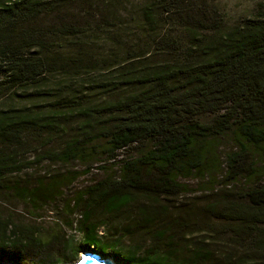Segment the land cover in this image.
Masks as SVG:
<instances>
[{"label": "trees", "instance_id": "16d2710c", "mask_svg": "<svg viewBox=\"0 0 264 264\" xmlns=\"http://www.w3.org/2000/svg\"><path fill=\"white\" fill-rule=\"evenodd\" d=\"M121 1L0 0V189L24 152L58 164L7 190L74 233L0 211V248L24 264L91 246L116 264H264V11L230 24L210 0H142L151 41L112 33L99 61L81 36L117 27ZM163 19L187 40L156 34Z\"/></svg>", "mask_w": 264, "mask_h": 264}, {"label": "rangeland", "instance_id": "374dc122", "mask_svg": "<svg viewBox=\"0 0 264 264\" xmlns=\"http://www.w3.org/2000/svg\"><path fill=\"white\" fill-rule=\"evenodd\" d=\"M213 5L217 7V9L224 15L225 20L228 23H233L241 18L253 17L264 11V0H210ZM142 4V0H122L120 3H116L115 6V14L117 27L110 26H101L98 22L94 23L95 25L90 26L81 36L82 47H84L89 54L95 57L97 60L101 61L103 58H107L111 56L114 52L112 48V44L110 43V38L112 33L118 35L117 38L122 43H128L133 46L144 47V42L150 40L152 38L147 37V33L145 29L138 23L140 18L139 10ZM162 22L159 24L156 29V34L159 36L164 34H169L172 37H177L178 39H182V41L187 40V35L183 33L182 30H179L176 26H172L170 22L166 19L161 20ZM116 28V29H115ZM116 30V31H114ZM66 44L67 50H77L76 46ZM148 48V47H146ZM101 69L100 66H98ZM48 83L50 86L60 85L64 83L66 80L61 77L59 74H55L50 76L48 79ZM46 149V148H45ZM36 152L33 150L29 153L24 152L19 160L21 161V171L16 176L11 175L8 177V181L5 182L4 188L0 189V211L2 212L3 217L11 216L14 219V222L20 224L22 226H36L39 227L45 232L44 236L48 235L49 231H57L60 230L63 232L64 236L74 235L73 231L65 230L61 227V224L64 223V214L63 212H58L51 207H44L33 210L29 203L21 201L15 197H12L7 188L9 185L15 183V181H20L21 183H31L34 182L38 176L42 175L49 169H57L60 166L50 165L46 160L40 161L36 159ZM123 155L120 154L118 158H121ZM64 169H80V166L77 163H72L67 166H63ZM92 174H96V171H93ZM88 177H82L75 184V188L81 184H84L88 180ZM198 181L192 180L189 182V185L196 189ZM220 187V186H219ZM63 219V221H62ZM56 221L60 223V225H56ZM48 232V233H46ZM46 233V234H45ZM75 241L77 243H82V239L80 235H75ZM58 244V243H57ZM57 244H53L52 246L57 247ZM83 252H93L100 254L95 250V248L83 249L81 252H78L76 256L71 255L69 253H65L62 260L59 261L58 264H73L77 262L81 254ZM101 255V254H100ZM104 257L103 255H101ZM20 259V256L16 257L14 250L10 247L0 248V264H24L23 261H17ZM110 260V259H109ZM39 261H29L25 264H39Z\"/></svg>", "mask_w": 264, "mask_h": 264}, {"label": "water", "instance_id": "95a60500", "mask_svg": "<svg viewBox=\"0 0 264 264\" xmlns=\"http://www.w3.org/2000/svg\"><path fill=\"white\" fill-rule=\"evenodd\" d=\"M104 259H110V258L102 257L100 254L93 252H83L81 254L80 259L73 264H81V261H83V264H108ZM110 260L113 261L112 259Z\"/></svg>", "mask_w": 264, "mask_h": 264}, {"label": "bare ground", "instance_id": "6f19581e", "mask_svg": "<svg viewBox=\"0 0 264 264\" xmlns=\"http://www.w3.org/2000/svg\"><path fill=\"white\" fill-rule=\"evenodd\" d=\"M108 264H115L113 261L109 260V259H104Z\"/></svg>", "mask_w": 264, "mask_h": 264}, {"label": "snow or ice", "instance_id": "6c2138e0", "mask_svg": "<svg viewBox=\"0 0 264 264\" xmlns=\"http://www.w3.org/2000/svg\"><path fill=\"white\" fill-rule=\"evenodd\" d=\"M81 264H83V261H81Z\"/></svg>", "mask_w": 264, "mask_h": 264}]
</instances>
